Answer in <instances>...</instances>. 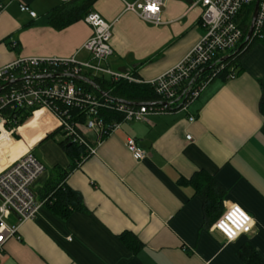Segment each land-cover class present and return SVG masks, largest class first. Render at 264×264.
<instances>
[{
    "label": "crops",
    "instance_id": "crops-1",
    "mask_svg": "<svg viewBox=\"0 0 264 264\" xmlns=\"http://www.w3.org/2000/svg\"><path fill=\"white\" fill-rule=\"evenodd\" d=\"M192 2L166 0L164 24L154 26L126 11L123 0H97L87 13L113 25L114 53L105 66L146 85L174 68L205 33L201 9H189ZM21 4L37 17L22 13ZM65 5L73 0H0V68L20 58L88 60L82 47L92 29L84 20L63 30L50 23ZM238 66L237 76L211 81L187 111L124 122L99 144L86 131L97 155L73 161L60 144L65 138L56 118L45 109L18 126V139L3 132L0 170L32 152L46 169L34 190L48 201L21 226L20 239L7 242L2 264H248L240 254L246 249L262 259L254 264H264V42ZM128 139L145 151L143 160L133 158ZM199 174L222 188L224 211L235 204L254 219L251 234L227 242L212 229L217 220H206L203 199L190 183ZM63 185L84 202L68 218L48 197L49 186Z\"/></svg>",
    "mask_w": 264,
    "mask_h": 264
},
{
    "label": "built area",
    "instance_id": "built-area-1",
    "mask_svg": "<svg viewBox=\"0 0 264 264\" xmlns=\"http://www.w3.org/2000/svg\"><path fill=\"white\" fill-rule=\"evenodd\" d=\"M257 1L258 13L248 39L247 33ZM123 2L126 11L136 14L143 21L154 26L164 24L166 0ZM252 6L254 9L247 23L249 12L246 10ZM196 8L201 9L205 30L201 40L174 68L148 84L160 98L159 104L129 106L114 101L107 94L97 97L76 83L74 77H108L114 81L140 82L131 75L116 73L105 66V62L114 53L111 46L113 25L97 12L91 11L85 16L84 22L92 29V35L82 47L89 54L88 60L80 61L76 56L20 58L0 68V135L5 132L13 138L26 113L45 109L56 118L65 139L84 146L88 156H93L97 155L98 148L90 143L86 131L93 132L99 144L124 122H143L149 115L164 114L175 109L187 111L199 99L206 86L225 69V56L231 55L247 42H264V0H193L189 9ZM20 11L32 18L37 17V13L28 5L21 4ZM12 47H18V43H12ZM205 69L212 71L210 76L201 82L195 81L194 77ZM234 77L233 74L229 76ZM58 102L83 105L81 119L78 120L68 111H62L56 104ZM107 109H112L114 114L107 113ZM113 115L122 117V120L110 117ZM189 120L193 122L195 119L191 117ZM192 138L187 135L188 141H192ZM126 146L136 161L146 157L145 151L138 147L134 139H128ZM45 170V166L32 152H27L0 170V264L5 257L7 242L20 239L21 226L34 220L48 201L39 200L34 190ZM254 225V219L240 206L229 204L212 229L227 242H233L241 235L251 234Z\"/></svg>",
    "mask_w": 264,
    "mask_h": 264
},
{
    "label": "trees",
    "instance_id": "trees-1",
    "mask_svg": "<svg viewBox=\"0 0 264 264\" xmlns=\"http://www.w3.org/2000/svg\"><path fill=\"white\" fill-rule=\"evenodd\" d=\"M96 1L97 0H73L72 6L74 7H70L69 4L54 11L50 17L51 25L56 30H63L72 24L84 20L85 16L88 14V10L92 9ZM253 9L254 6L247 8L246 10L247 13L249 12V19L246 21L247 23L250 22V15ZM247 26L248 24L244 26L245 33ZM255 44L257 43L247 42L243 44L240 49L232 52L231 55L225 56L226 58H223L225 69L221 73L217 74L216 78L227 79L231 74L237 76L239 74L238 64L240 60ZM211 72L212 71L205 69L203 72L197 74V76L194 77L195 81L201 82L206 80L210 76ZM89 80L95 83V87L84 81L76 80V83L80 87L84 88L87 92L94 93V95L97 97H101L105 93L114 101L118 102L127 101L132 103H141L142 105L159 104L161 102L160 98L156 95L154 88L151 85L130 83L124 80L114 81L112 79L105 78H89ZM56 104L62 111H68L72 116L78 118V120L81 119L80 113L82 111L81 109L83 105H67L63 102H58ZM111 110L112 109H107V113L114 114ZM260 111L264 115V87ZM33 112L26 113V115L19 122L18 126L25 124L30 119ZM110 117H113L119 121L122 120V117L118 115H113ZM84 118L85 115L82 116V120H84ZM14 136L16 139H18V136ZM60 144L73 161L79 160L82 157H88L87 149L84 146L71 143L67 139L61 141ZM75 167L76 163H73L69 171L64 172L63 176L66 177L70 170H73ZM190 183L194 185L197 194H199L203 199L206 220H218L224 211V192L222 188L215 182L213 178L206 174H199L195 176ZM49 191H51V194L48 195V197H50L49 202L51 203V208L63 218H68L74 211H82L84 209V202L81 194L70 187L66 185L57 188L49 186ZM240 254L244 257L248 264H254L255 261L259 262L262 260L257 252L250 249H246Z\"/></svg>",
    "mask_w": 264,
    "mask_h": 264
},
{
    "label": "water",
    "instance_id": "water-1",
    "mask_svg": "<svg viewBox=\"0 0 264 264\" xmlns=\"http://www.w3.org/2000/svg\"><path fill=\"white\" fill-rule=\"evenodd\" d=\"M258 8H259V1L256 2L255 4V12H254V17H253V21H252V24L249 28V31L247 33V38L249 39L251 37V34H252V31H253V28H254V22H255V18L257 16V13H258ZM210 69V68H208ZM75 80H78V81H84V82H87L89 83L91 86L95 87V83L90 81L89 78H85V77H74ZM2 91V88H0V92ZM103 94V93H102ZM103 95H106L105 93ZM121 103L123 104H127L129 106H141L142 104L141 103H132V102H127V101H120Z\"/></svg>",
    "mask_w": 264,
    "mask_h": 264
},
{
    "label": "rangeland",
    "instance_id": "rangeland-1",
    "mask_svg": "<svg viewBox=\"0 0 264 264\" xmlns=\"http://www.w3.org/2000/svg\"><path fill=\"white\" fill-rule=\"evenodd\" d=\"M16 134V133H15ZM20 137V136H19ZM12 139H14V140H16V138H14V136H13V138ZM8 165V163L7 164H5L4 166H3V168L4 167H6Z\"/></svg>",
    "mask_w": 264,
    "mask_h": 264
},
{
    "label": "bare ground",
    "instance_id": "bare-ground-1",
    "mask_svg": "<svg viewBox=\"0 0 264 264\" xmlns=\"http://www.w3.org/2000/svg\"><path fill=\"white\" fill-rule=\"evenodd\" d=\"M226 58V57H225Z\"/></svg>",
    "mask_w": 264,
    "mask_h": 264
}]
</instances>
